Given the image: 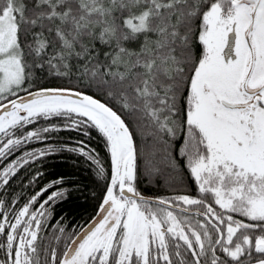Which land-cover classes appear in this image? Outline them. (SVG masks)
<instances>
[{
	"label": "snow or ice",
	"instance_id": "6c2138e0",
	"mask_svg": "<svg viewBox=\"0 0 264 264\" xmlns=\"http://www.w3.org/2000/svg\"><path fill=\"white\" fill-rule=\"evenodd\" d=\"M93 131L107 168L86 140L56 142ZM63 152L104 185L67 236L51 221L66 176L11 188ZM162 179L193 192L141 191ZM0 251V264H264V0H0Z\"/></svg>",
	"mask_w": 264,
	"mask_h": 264
},
{
	"label": "trees",
	"instance_id": "16d2710c",
	"mask_svg": "<svg viewBox=\"0 0 264 264\" xmlns=\"http://www.w3.org/2000/svg\"><path fill=\"white\" fill-rule=\"evenodd\" d=\"M51 79L52 78L49 77L42 83H49ZM61 83V80H56V84ZM72 84L76 87H81L78 80L74 79ZM81 90L86 91L90 95H96L97 98H101L95 87H81ZM80 139L86 140L88 145L96 149L100 155L101 161L107 168L109 166V157L104 147L103 139L95 131L92 132L90 138L82 137L75 132H60L56 142L64 144L72 143ZM28 147H42V145H29ZM141 167H143V162L141 163ZM41 169L45 174L41 178L39 184L35 188L25 187L22 189L21 182L33 172L39 171ZM22 171H24V175L20 176V179L16 180V182L11 186L12 190H15L16 198H20L21 196H29L40 185L46 184L48 180L55 179L60 175L66 176V183L71 181L69 197L55 205L53 216L51 218L52 222L59 220L63 224L65 227V236L70 235V230H72V232L74 230L80 231L87 224V222H89L90 219L95 216L96 207L99 203V197L102 194L101 190L104 185L96 178L94 167L85 162L83 158H74L72 157V154L63 152L57 157H50L46 159L42 165L38 164V166H34L28 170ZM172 183V180L165 182L162 179L161 183L159 184H156L155 182H144L141 184L140 188L142 189L143 193L155 196H161L162 194L171 190L181 191L185 189V187H171L170 185ZM45 238L46 240H51L52 232L47 234Z\"/></svg>",
	"mask_w": 264,
	"mask_h": 264
},
{
	"label": "flooded vegetation",
	"instance_id": "af4514ba",
	"mask_svg": "<svg viewBox=\"0 0 264 264\" xmlns=\"http://www.w3.org/2000/svg\"><path fill=\"white\" fill-rule=\"evenodd\" d=\"M187 183H186V185H187V187H185V189H183V190H181V191H178V190H171V191H168V192H166V193H164V194H162L161 196H168V195H170V194H174V193H176V192H187V193H192L193 192V189H192V187H191V185H190V182H188V181H186ZM12 186V185H11ZM140 187H141V185H140ZM35 191V190H34ZM141 191H142V189H141ZM144 195H146V196H149V197H157V196H155V195H148V194H145L144 193ZM24 197H26V196H24ZM20 198H23V196H21ZM51 231H48L47 233H45L44 235H45V237L47 236V234H49ZM72 233V230H70V234ZM59 247H62V245H59ZM4 258V255H3V252L2 251H0V259H3Z\"/></svg>",
	"mask_w": 264,
	"mask_h": 264
},
{
	"label": "water",
	"instance_id": "95a60500",
	"mask_svg": "<svg viewBox=\"0 0 264 264\" xmlns=\"http://www.w3.org/2000/svg\"><path fill=\"white\" fill-rule=\"evenodd\" d=\"M94 218V217H93ZM87 226V224L84 226V227H86Z\"/></svg>",
	"mask_w": 264,
	"mask_h": 264
}]
</instances>
